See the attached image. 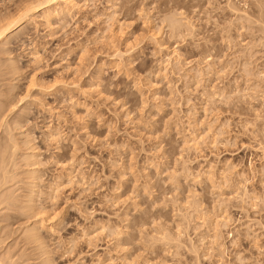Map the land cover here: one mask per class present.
<instances>
[{"label": "rangeland", "instance_id": "rangeland-1", "mask_svg": "<svg viewBox=\"0 0 264 264\" xmlns=\"http://www.w3.org/2000/svg\"><path fill=\"white\" fill-rule=\"evenodd\" d=\"M43 1L0 0V261L264 264V0Z\"/></svg>", "mask_w": 264, "mask_h": 264}, {"label": "bare ground", "instance_id": "bare-ground-1", "mask_svg": "<svg viewBox=\"0 0 264 264\" xmlns=\"http://www.w3.org/2000/svg\"><path fill=\"white\" fill-rule=\"evenodd\" d=\"M45 2H47L46 4H49V3H51V5H52V12L53 11H59L60 10V8H62L63 6L66 8V9H68V10H71V9H73L74 8V3H73V0H45V1H43V3H45ZM227 2H228V0H227ZM43 3H41V4H43ZM232 3H231V1L229 0V5H231ZM258 4V3H257ZM63 5V6H62ZM260 5V4H259ZM262 5V4H261ZM62 6V7H61ZM227 7V6H226ZM235 6H229V8H232L231 10H233V8H234ZM255 7H257V6H255ZM254 8V7H253ZM50 9V8H49ZM63 9V8H62ZM259 9V8H258ZM258 9H257V11H258ZM261 9V8H260ZM234 10H235V8H234ZM237 10V9H236ZM254 11V10H253ZM233 12H235V13H238V10L237 11H233ZM260 11H258V14H260L259 13ZM50 13V12H49ZM54 13V12H53ZM57 13V12H56ZM256 13V12H255ZM261 14L263 15V12H261ZM262 15H259L260 17H261V19H262V17L264 16H262ZM46 17H47V15H45ZM50 18V17H49ZM259 18V17H258ZM21 19V18H20ZM257 19V18H256ZM49 20V19H48ZM264 20V19H263ZM258 21H260V19L258 20ZM257 21V22H258ZM13 22H10V23H8L7 22V24H4V26L3 25H1V27H0V40H2L3 38H6L12 31H14V30H16L17 28H14L13 26V24H12ZM259 23V22H258ZM15 24V23H14ZM261 26V25H260ZM262 27V26H261ZM263 29H264V27H263ZM18 30V29H17ZM263 31V30H262ZM19 32H21V31H19ZM16 33V32H15ZM262 33V35H263V40H264V31L263 32H261ZM12 34V33H11ZM9 37V36H8ZM3 42V41H2ZM1 42V43H2ZM1 159V158H0ZM1 161V160H0ZM3 163V162H2ZM2 163H0V165L2 164ZM2 168H3V166H1ZM1 169V168H0ZM4 178H5V176H3ZM4 178L2 179V174H1V179L2 180H4ZM0 179V180H1ZM6 179V178H5ZM3 183H5V182H3ZM2 183V184H3ZM243 196V195H242ZM226 221V220H225ZM43 227V226H42ZM34 230V229H33ZM32 230V232L31 231H29V235H30V237H31V235L33 234V236H34V231ZM31 233V234H30ZM27 236H28V234H27ZM0 264H12V262H8V263H5V262H1L0 261Z\"/></svg>", "mask_w": 264, "mask_h": 264}]
</instances>
